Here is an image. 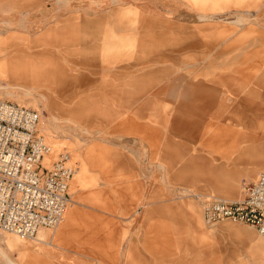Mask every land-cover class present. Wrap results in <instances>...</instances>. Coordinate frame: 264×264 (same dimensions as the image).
<instances>
[{"label":"rangeland","instance_id":"rangeland-1","mask_svg":"<svg viewBox=\"0 0 264 264\" xmlns=\"http://www.w3.org/2000/svg\"><path fill=\"white\" fill-rule=\"evenodd\" d=\"M67 3L0 0V48L5 49L0 66L24 59L34 74L28 85L47 100L42 104L33 92L10 89L24 83L10 82L3 73L0 99L39 112L37 134L50 148L41 164L51 169L66 153L74 171L64 218L80 212L76 232L89 240L85 249L98 242L104 253L99 263L86 260L95 254L81 249V258L75 245L64 250V257L57 256L63 220L56 230L41 229L59 247L0 229V248L7 257L0 256V264H41L45 252H50L51 264H106L100 256L111 261L112 254L104 245L134 242L156 245L157 264H191L186 258L192 264H258L264 257V236L230 221L207 226L202 202L225 197L220 193L228 186L239 199L243 186L264 173V0ZM148 22L152 25L146 27ZM38 57L44 65L58 62L60 68L79 61L86 70L73 74L92 84L58 92L35 79ZM215 84L221 86L217 95L223 100L213 111L216 118L208 119L200 134L193 125L195 137L174 132L179 102L191 93L197 96L198 87ZM135 94L140 95L136 100ZM136 108L142 110L141 118ZM135 116L139 119L134 122ZM244 121L256 134L252 141L238 137L218 142L214 150L204 146L212 131L232 125L237 132ZM141 126L147 130L138 134L135 128ZM150 127L158 132L153 145ZM119 229L126 231L119 236ZM16 243L29 250L19 251ZM169 252L176 260H167Z\"/></svg>","mask_w":264,"mask_h":264},{"label":"built area","instance_id":"built-area-1","mask_svg":"<svg viewBox=\"0 0 264 264\" xmlns=\"http://www.w3.org/2000/svg\"><path fill=\"white\" fill-rule=\"evenodd\" d=\"M40 119L38 111L0 99V229L27 240L62 224L74 174L66 153L51 169L41 164L49 148L37 134ZM202 205L207 226L230 221L264 236V173L243 186L238 200L210 197Z\"/></svg>","mask_w":264,"mask_h":264},{"label":"crops","instance_id":"crops-1","mask_svg":"<svg viewBox=\"0 0 264 264\" xmlns=\"http://www.w3.org/2000/svg\"><path fill=\"white\" fill-rule=\"evenodd\" d=\"M67 2H69V0H58L59 5H61L63 3L68 4ZM200 18L205 19L206 16L201 14ZM144 25L146 27H149L152 25V23L148 22ZM4 50L5 49L0 48V52H3ZM38 58L40 61L41 58L40 57H38ZM24 61H25L24 59L8 60L7 65L5 64V65L0 66V71L3 74H5L6 76L15 77V79H13L12 82L16 81V82L24 83L23 86L28 88L30 90V92H33L35 90V88L29 86L28 83L33 80L34 74L27 70L29 63L27 65L26 63H24ZM43 63H44V59H41V61L38 62L39 70L36 73L35 79H37V81H39L41 83L46 82L47 85L52 86L53 88H56L58 92H61V89L67 91L70 89H74L76 87L92 84V81L85 78L84 76L82 78H80L78 76L79 79H77L76 75L73 74L76 71H80V73H81L82 70H86L85 69L86 65L79 62V61L78 62L74 61L71 63L70 66H68V67L65 66L64 68H60L58 62L53 63V62L49 61V63H47L46 65H44ZM87 65H91V64H87ZM60 75L65 76L68 79L60 82V80L58 79ZM136 87L137 86L129 88L128 90L136 88ZM109 90L115 91L116 89H109ZM122 90H127V88H120L119 91H122ZM188 91H190V87H189ZM218 91H220L222 93V88H221V86L218 87L216 84H215V86H213V88H206V87L200 86V87H198V95L197 96H195L193 93H191V96L188 97V100L186 99L185 101L182 100L181 102H179V105L176 107V115H175L174 121H173L174 132L184 133L185 135L187 134L189 137H191L193 135L195 137L198 131L197 132L196 131L191 132L192 126L195 125V126H198L199 134H200V132L206 126L207 120L208 119L211 120V119L216 118L218 113H217V111L213 112L214 109L217 108L216 106L218 104L220 106H222V104H223L222 98L218 99V95H217ZM33 94L36 95L34 92H33ZM71 96L72 95H69L68 97L71 98ZM139 96L140 95L137 96L135 94V96H134L135 100ZM36 99L42 104H44L47 100L45 95H41V96L36 95ZM197 101H199L198 104L196 103ZM208 109H209L208 113H210V114H207ZM195 112H198L197 117L194 116ZM135 114L141 118L142 117L141 115L143 113H142L141 109L136 108ZM208 115H210V116L208 117ZM138 119L139 118L135 116L134 122L137 121ZM210 120H209V123H210ZM242 124H244V125H241L240 123L237 125V126H243L241 129H238L237 132L234 131V130H237L236 127L232 126V125L226 127V130L223 132L219 131L218 129L212 131L208 135V137L205 138L204 146H207L210 150H212V149L214 150L218 146V142H220V141L222 142L225 139L231 140V139L238 138V137L246 138V140H248L249 142L252 141V139L254 138V136L256 134L252 131L251 128H248L249 129V131H248L247 128L245 127V124L248 125V121H244V122H242ZM135 125H137V124H135ZM206 128L207 127H205V129ZM135 130H137L138 134H142V132L147 130V128L144 129L141 126V128L136 127ZM82 131L86 134L89 133V131L84 129V128L82 129ZM149 131H150L149 141H150V144L153 145L154 142L158 141V139H155V137H154V135H157L156 133H158V132L156 129H154L152 127L149 128ZM255 139H258V138L255 137ZM222 145L227 148V144L225 142ZM162 166L163 165H161V167ZM164 168H165V166H163L161 169H164ZM80 178L81 177L79 176L75 179V182H74L75 185L78 186L80 184ZM220 195H223L225 197H218V199H222V200H226V201H235L236 200V197L234 195V188L231 186H228L223 192L220 193ZM71 212L74 213V222L72 223V220H73L72 219V213H68L66 218H64L65 225L61 231L62 234L59 238L60 242H61L60 243L61 248L56 249V250H58V251L60 250L62 252H61V255H59L60 253L57 252L58 253L57 256L64 257L65 256V253L63 254L64 250L71 249L76 245L78 248L77 254L80 257H81L80 252H82L80 250L83 249L84 250V252H82L83 254L84 253L90 254V255L95 254L94 258L87 255V257L85 258L86 260L92 259L94 261L96 260L99 263V260H98L99 255L104 253V251H102L103 244L96 242L94 249L86 250L85 246L89 240L85 237L86 235L80 236V234H78L76 232V225L78 224V222H80V220H82L81 219L82 215L77 210H74ZM124 230H122V229L118 230L119 236L122 235ZM55 240H56V238L54 236H52V238H50L49 235L46 233V231L41 232V236H40V240H39L40 243L48 244L51 247H59L56 244ZM15 245L18 247L19 251H28L29 250L27 246H23V245L17 244V243ZM259 245H257V247H258V249H261L263 247V245H261V246H259ZM104 247L106 249L105 250L106 252L108 249V253L112 254L110 256L111 261H109V258H106L105 256H100L101 258H103L102 262H104L106 264H112V262H114V261H116V263L118 262V264H140V263H142V261H145L147 263L157 264V261H158L157 246L153 245V244H148V245L146 244L143 247L142 245H139L136 242H134V244H131V245L123 246L122 244H120V245L112 244L109 246L104 245ZM45 253L46 254H45L44 259L42 260L41 264H51V262L49 260L51 257L50 252H45ZM170 253H172V252L168 253L169 255H167V260L169 259V261L172 262L176 259H174L173 255L170 256ZM6 260H7V257H6ZM186 260H188V263H191V264L194 263L192 260H190V258H186L185 261ZM12 264H16V262L13 261ZM258 264H264V257L261 258V260L259 261Z\"/></svg>","mask_w":264,"mask_h":264},{"label":"bare ground","instance_id":"bare-ground-1","mask_svg":"<svg viewBox=\"0 0 264 264\" xmlns=\"http://www.w3.org/2000/svg\"><path fill=\"white\" fill-rule=\"evenodd\" d=\"M2 74V72H0V75ZM9 77V76H8ZM8 80L10 81V82H12L11 80V77H9L8 78ZM3 85H6L5 83L3 84ZM10 89H18V90H20V91H22V92H25V93H30V90L28 89V88H26V87H24V86H21L20 88H12V87H10ZM49 148V147H48ZM50 153V148H49V150H48V152H47V154H49ZM236 200H238V199H236ZM235 200V201H236ZM42 231H44V230H40L39 232H38V236H37V238H36V240L40 243V236H41V232ZM4 255H5V253H4V249H2V248H0V256L2 257V258H4V259H6V257H4Z\"/></svg>","mask_w":264,"mask_h":264}]
</instances>
